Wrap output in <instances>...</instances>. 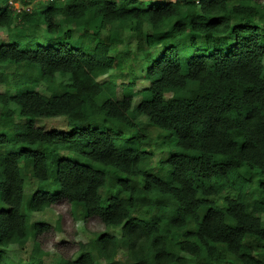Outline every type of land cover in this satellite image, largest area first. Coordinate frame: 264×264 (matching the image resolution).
Returning a JSON list of instances; mask_svg holds the SVG:
<instances>
[{"label":"trees","instance_id":"1","mask_svg":"<svg viewBox=\"0 0 264 264\" xmlns=\"http://www.w3.org/2000/svg\"><path fill=\"white\" fill-rule=\"evenodd\" d=\"M18 4L0 9L13 37L0 65L15 67L10 82L0 72V264H43L61 217L30 214L62 202L104 226L63 264H95L93 250L100 264H264V0ZM57 117L61 128L36 123ZM160 130L173 149L152 172Z\"/></svg>","mask_w":264,"mask_h":264},{"label":"rangeland","instance_id":"2","mask_svg":"<svg viewBox=\"0 0 264 264\" xmlns=\"http://www.w3.org/2000/svg\"><path fill=\"white\" fill-rule=\"evenodd\" d=\"M147 1V0H145ZM7 4H12L14 10H19L21 7L18 4V0H7L6 2L0 1V9H4ZM28 7L35 8L36 3L32 2L27 5ZM25 6V7H27ZM76 32V29H74V34ZM77 34V32H76ZM126 35V32L121 31V36L124 38ZM101 38L104 37V31L101 32ZM12 35L3 27H0V43H5L8 40H12ZM46 38L45 37H39L38 40L41 42H44ZM135 65L137 68L146 67L145 63L141 60L136 62ZM15 71V67L12 63H6L0 65V72L3 73L4 77L8 79V82L12 80L13 72ZM101 80H106L108 78V74L99 77ZM56 81L61 82H67L66 78L60 77L59 75H56ZM116 82V91L118 97H121L123 94V86L122 83L128 82V76L124 69L119 72L118 78L115 79ZM147 86V80L146 79H137L135 86L133 87V91H139L142 88ZM5 89V85L0 82V93L3 92ZM38 90L49 93L45 88H42L40 86L37 87ZM139 101V96L134 94L133 95V103H137ZM141 122L145 125L146 120L141 119ZM36 123L41 126H45L46 128H61L65 125L64 117H57V118H39L36 120ZM163 134L161 139L154 140L153 143V150L154 155L152 156V164L149 166V168L152 170V172H158L160 169V164H158V161L166 156H168L169 150H172L173 147H171L172 142L170 140H174V134L171 131L167 130H160ZM162 178H165L167 176V170L164 169L159 174ZM25 189L28 192L34 191L35 189V183L33 180H27L25 183ZM257 194V193H256ZM229 195H232V192H229ZM220 203H223L222 200H220ZM68 205L66 202H62L59 205L53 206L51 208L46 209L43 212H37L30 214V217L33 221H47L52 224L55 223L56 219L61 217V223H60V230L56 229L55 231H51L44 238H42V247L45 251L48 252L46 256H43V264H63V260L60 258V256H67L72 254L75 255L73 252L77 248V244L79 242H85L88 244H91L93 242V236L90 234V231H102L104 230V226L99 222V220L95 217L88 218L86 220H83L81 218H77V220H74L71 216V214L68 212ZM262 220H264V213L262 214ZM109 234H114L120 238V229L119 228H109L106 230ZM67 232V233H66ZM69 232V233H68ZM72 233V236L69 234ZM67 235L69 238H72V243L70 247L66 246V240ZM32 242H27L26 246L22 249L20 247H17L16 245H12L8 248L9 255L13 259H19L21 257H25L26 253L31 250ZM92 254L94 255L96 262L95 264H100V261L97 259L95 255V250L92 251ZM78 254H76L74 257H76ZM118 259H124L125 254L122 250H120L116 256Z\"/></svg>","mask_w":264,"mask_h":264}]
</instances>
